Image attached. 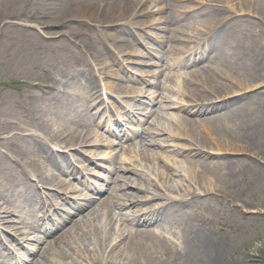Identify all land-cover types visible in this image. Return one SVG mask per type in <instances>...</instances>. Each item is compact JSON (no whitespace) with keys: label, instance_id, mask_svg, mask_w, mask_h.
<instances>
[{"label":"rangeland","instance_id":"rangeland-1","mask_svg":"<svg viewBox=\"0 0 264 264\" xmlns=\"http://www.w3.org/2000/svg\"><path fill=\"white\" fill-rule=\"evenodd\" d=\"M61 1L0 0V93L6 94L5 98L0 95V113L7 112V104L18 100L27 102L34 98L43 101L56 91L63 92L65 88L62 85L55 88L50 84L52 80L60 79L65 72L85 74V78L96 85L90 91L87 90L85 97L76 98L77 104H85L81 107L84 114L76 111V116L78 121L79 114L86 116L84 131L89 134L87 144L83 147H55L44 140L56 155L70 159L80 173L78 179H83L77 181L70 175L64 176L66 184L76 190L66 194L51 187L43 188L36 178L29 179L30 183L38 185L41 192L50 194V200L42 205L46 207V216L40 211L39 198L34 197L32 212L26 209L20 215L12 216L16 223L11 225H17L18 230L0 228V235H4L0 239V252L6 254L0 264H97L93 263L99 257L96 242L100 240L97 238L87 240L86 252L76 243V248H63L67 241L82 230L87 220L84 214L75 215L73 203L81 204L86 197H92L97 199L96 205L99 207L110 208L111 211L103 218V224L107 225V221L112 220L110 237L114 235L116 238L122 231L137 229L134 222L148 211L161 208L163 199H157V195L173 196L167 188L200 189L190 180L199 169H192L188 175L184 172L173 175L167 173L164 166L174 165L173 151L190 148L185 139L178 137L185 133L186 127L181 124V114L175 109L182 102L178 93L189 87L187 74L183 72L189 69H182L175 64L187 56L192 60L193 49L199 46L195 36L206 30L205 17L186 22L187 18L182 15L186 12L181 9L214 6L217 3L213 0H150L146 5L147 13L140 17L144 24L136 26L126 21L117 22L110 16L96 22L69 19L66 25H61L59 22L65 21L68 14L61 8ZM89 2L93 6H101L106 13L110 10L111 0ZM174 8L179 19L164 25L162 19L168 18ZM248 27L253 29V25H249L241 30L242 33H246ZM212 41L205 48L202 45L204 49H201V55L213 51L215 44ZM233 44V40L230 44H222L221 59L232 55ZM20 71L22 74H19ZM161 74H164L165 80L160 77ZM42 88L46 93L40 96L37 92ZM33 91L35 94L30 97ZM131 92L135 93L134 97L129 94ZM12 98L16 100L9 103L8 100ZM146 106L148 108L144 109ZM152 121L155 122L154 127L149 124ZM195 130L200 136L207 135L203 122ZM138 131L142 132L139 145L137 142L132 143L133 134ZM163 131L168 134L160 136ZM174 132L177 135L172 139L170 136ZM23 134L40 135L31 127ZM156 140L161 148L151 145ZM0 153L11 157L10 162L15 163L16 169H23L26 158L17 157L3 147H0ZM157 155L162 161L154 159ZM224 156L231 160L240 158L264 170V161H259L254 155L227 152ZM148 158L152 160L147 161ZM177 160L187 167L185 160ZM2 164L0 156V166ZM53 167L56 169L57 163ZM120 168L138 171L143 178L133 172L124 174ZM48 170L51 169L48 167ZM208 175L209 186L218 188L219 179ZM125 177L135 179L134 186L121 191L122 186L129 183ZM101 185L105 188L104 193L94 194L93 189ZM135 185L143 188L141 192H137L139 188ZM124 192L137 194V197L119 198ZM57 194H60L61 199ZM132 202L140 203L130 205ZM121 203L128 205L120 207ZM52 204L54 209L50 210ZM5 209L6 205L0 201V216L5 215ZM209 212L223 225L220 231L216 227L219 235L229 238L231 258H226L225 264H264V199L256 197L245 204L216 202ZM46 228L51 232L50 236L45 233ZM162 228L164 231L158 230L161 239L180 248L183 236L181 230L169 223H165ZM5 238L10 242H6ZM42 240L47 243L39 244ZM125 243L127 239L116 248L113 263L138 264L125 259ZM102 256L106 264L109 260L107 252H103ZM166 264L175 263L169 260Z\"/></svg>","mask_w":264,"mask_h":264},{"label":"bare ground","instance_id":"bare-ground-1","mask_svg":"<svg viewBox=\"0 0 264 264\" xmlns=\"http://www.w3.org/2000/svg\"><path fill=\"white\" fill-rule=\"evenodd\" d=\"M89 1H61V8L68 14L65 21L59 24L66 25L69 19L96 22L110 16L117 22L126 21L141 26L144 22L140 17L147 13L146 5L150 0H111L108 13L101 6H93ZM213 1L217 3L214 6L181 9L186 12L182 14L185 19L187 18L186 22L193 18L205 17L206 30L195 36L199 46L196 45L197 47L193 49L194 62L190 56H187L175 64L182 69H189L183 71L187 74L189 87L178 93L182 104L175 106V109L181 114V124L186 127L185 133L178 137L185 139L190 148L173 151L174 165L164 166L165 171L173 175H181L182 172L188 175L192 173V169H199L190 180L199 186L200 192L167 188L173 196L157 195V199H163L161 208L148 211L134 222L137 229L130 232L122 231L116 238L114 235L113 238L110 237L113 231L112 220L107 221V225L103 224V218L111 209L101 208L96 205V198L86 197L83 203H73V206L76 209L75 215L84 214L87 220L83 223L82 230L67 241L63 248H76L74 245L76 243L86 252L87 240L97 238L100 240L96 242L99 257L93 261L97 264H104L103 252L108 254L109 260L106 264H115L112 258L116 248L126 239L124 256L127 261L131 260V263L166 264L171 260L175 264H225V259L231 258L229 238L219 235L216 227L220 231L223 225L209 215V208H213L216 202L245 204L256 197L260 200L264 199V170L259 168V165L247 163L240 158L231 160L224 156L227 152L248 153L259 158V161H264V0ZM171 12L168 18L162 19L164 25L179 19L175 8ZM130 19L133 21H129ZM249 25H253V29L248 27L246 33H242L241 30ZM212 39L213 45L215 44L212 47L213 51L201 55V49H204ZM232 40L235 42L232 55L223 57L224 60L221 59L222 44H230ZM202 45H205L204 48ZM19 74L22 72L20 71ZM230 74L235 77L234 81ZM85 76L78 71L65 72L60 79L52 80L50 84L55 88L62 85L65 88L63 92L56 91L43 101L34 98L27 102L18 100L11 105L7 104L6 108H9L7 112L0 113V147L7 148L17 157L26 158L23 169L20 167L16 169L15 163L10 162L12 158L0 153L3 160L0 166V201L6 205V209L3 210L5 215L0 216V228L18 230L17 225H11L16 223L12 216L20 215L26 209L32 212L31 209L35 205L32 201L34 197L39 198L40 211L46 216L44 211L46 207L42 205L50 200V194L41 192L36 183H30V178H36L43 188L51 187L61 194L76 191L70 184H66L67 180L64 176L70 175L77 181L83 179H78L80 173L72 161L56 155L44 140L55 147H83L87 144L89 134L84 131L86 116L79 114V121L76 116L77 112L83 113L81 107L85 104H77L76 98L85 97L87 90L90 91L96 85ZM160 77L165 80L164 74ZM30 89L32 90V86ZM252 89L254 92H245ZM37 93L42 96L46 91L39 89ZM34 94L33 91L30 97ZM129 94L135 96L134 92ZM0 95L6 97L3 92ZM14 100L16 99L12 98L8 101L12 103ZM147 108L146 106L144 109ZM201 122L207 129L205 137L198 135L195 130ZM149 124L155 126L154 121ZM30 127L40 135H24V131ZM141 133L138 131L133 134L132 143L140 142ZM165 134L168 132L163 131L160 136ZM176 135L177 133L174 132L170 137L175 139ZM151 145L161 148L157 140ZM159 157L157 155L154 159L162 161ZM177 159L185 160L187 167ZM150 160L152 159H147ZM54 163H57L56 169L53 167ZM48 167L51 170H48ZM119 170L124 174L133 172L143 178L138 171L128 168ZM208 174L219 179L218 188L209 186ZM125 180L129 183L124 184L121 191L134 186L135 179L125 177ZM136 180L140 181V179ZM135 187L139 188L137 192L143 189L140 185ZM104 190V186L101 185L94 188L93 192L99 195L100 192L104 193ZM136 195L124 192L118 197L135 198ZM57 197L61 199L60 194ZM138 203L140 202H132L130 205ZM119 205L126 207L128 204ZM49 208L54 209V204ZM50 210L48 209V212ZM158 221L162 223L156 225ZM165 223L181 230L183 236L180 248L172 246L159 236L158 230L164 231L162 227ZM45 233L51 235L47 228ZM2 236L4 235H0L1 240ZM117 239L119 240L115 243ZM6 242L10 240L7 239ZM44 243L47 241L39 242V244ZM5 255L0 252V261ZM77 256L81 258L80 255Z\"/></svg>","mask_w":264,"mask_h":264}]
</instances>
